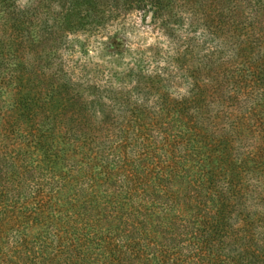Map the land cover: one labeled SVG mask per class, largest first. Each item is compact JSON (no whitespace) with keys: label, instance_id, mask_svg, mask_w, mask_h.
I'll return each mask as SVG.
<instances>
[{"label":"trees","instance_id":"1","mask_svg":"<svg viewBox=\"0 0 264 264\" xmlns=\"http://www.w3.org/2000/svg\"><path fill=\"white\" fill-rule=\"evenodd\" d=\"M119 1L0 0V264H264V0H153L164 53L88 99L57 35Z\"/></svg>","mask_w":264,"mask_h":264},{"label":"rangeland","instance_id":"2","mask_svg":"<svg viewBox=\"0 0 264 264\" xmlns=\"http://www.w3.org/2000/svg\"><path fill=\"white\" fill-rule=\"evenodd\" d=\"M152 2L153 0L133 1L129 4L131 8L129 7L127 11L106 9L105 16L94 19L93 21L97 22L89 23L86 30L77 28L75 31H67V23L63 21L61 23L63 29L57 35V50L51 65L61 74L65 72L87 87L85 96L88 99L96 98L109 102L108 97L113 94L106 98L105 89L109 87L129 89L132 86L131 84L125 86L126 81L118 82L112 74L116 71L127 70L131 66L134 67L139 58L145 59V66H153V57L164 53L166 43L170 41L166 35V29L157 28L151 21ZM148 17H151V20ZM33 58L34 52L31 51L25 60L32 61ZM126 79L129 78L126 77ZM93 86H97L103 92L94 94ZM146 95L151 99L157 96V94L152 96L150 93ZM142 97L146 96L142 95ZM151 102L152 100H149V104ZM122 110V108L112 110L102 105L95 106V110H90L89 114L93 117L97 114V117L101 118L105 116L104 114L113 111L115 114ZM11 218L14 220L13 217L9 219ZM31 233L32 229H27V235ZM12 234L13 232L7 240H4V246L11 247Z\"/></svg>","mask_w":264,"mask_h":264}]
</instances>
